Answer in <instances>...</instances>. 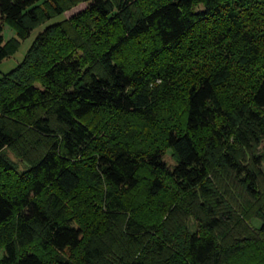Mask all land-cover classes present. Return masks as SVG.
Instances as JSON below:
<instances>
[{
    "label": "trees",
    "instance_id": "obj_1",
    "mask_svg": "<svg viewBox=\"0 0 264 264\" xmlns=\"http://www.w3.org/2000/svg\"><path fill=\"white\" fill-rule=\"evenodd\" d=\"M82 4L0 79V264H264V0H0V65Z\"/></svg>",
    "mask_w": 264,
    "mask_h": 264
},
{
    "label": "rangeland",
    "instance_id": "obj_2",
    "mask_svg": "<svg viewBox=\"0 0 264 264\" xmlns=\"http://www.w3.org/2000/svg\"><path fill=\"white\" fill-rule=\"evenodd\" d=\"M87 7V5L82 4L76 8H74L73 10L67 12L64 16L61 17H57L55 19H52L51 21L47 22L46 24L42 25L41 27L35 29L28 38L21 40V45L19 47V49L12 54V56H10L9 58L5 59L2 64L0 65V79L7 73H9L10 71H12L13 69H15L25 58L28 50L30 49L32 43L34 42V40L36 39V37L45 30V28L51 24L60 22L61 20L68 19L73 17L74 15L82 12L83 10H85V8ZM0 25H2L3 27V37L5 42H10L13 39H18V29L17 27L10 21H5L2 19L1 15H0ZM10 156L12 157L13 160L17 161L16 157L13 154H10ZM166 162L169 165H174L175 164V160L172 157V152L168 151L166 157H165ZM253 224L255 226L259 225L258 221H253Z\"/></svg>",
    "mask_w": 264,
    "mask_h": 264
}]
</instances>
